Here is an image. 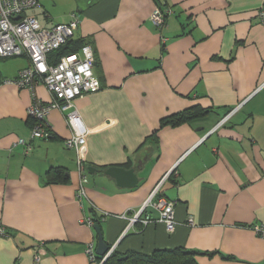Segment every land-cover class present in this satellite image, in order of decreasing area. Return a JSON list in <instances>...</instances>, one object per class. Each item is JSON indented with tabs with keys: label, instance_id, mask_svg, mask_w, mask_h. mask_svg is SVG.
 Wrapping results in <instances>:
<instances>
[{
	"label": "crops",
	"instance_id": "crops-1",
	"mask_svg": "<svg viewBox=\"0 0 264 264\" xmlns=\"http://www.w3.org/2000/svg\"><path fill=\"white\" fill-rule=\"evenodd\" d=\"M37 3L26 16L41 29L77 14L75 51L91 46L100 89L67 111L50 110L48 135L34 139L32 94L41 104L50 94L41 81L32 93L3 84L29 60L0 59V264H95L87 250L96 254V224L121 255L182 248L198 253L197 264H264V239L252 230L264 225V28L257 17L264 0ZM157 7L171 10L162 28L151 22ZM195 107L208 113L160 126ZM73 112L86 132L78 152L64 147ZM79 166L87 181L81 203ZM111 167L133 169L136 185H119L105 174ZM172 169L158 195L174 203V231L148 208L141 218L153 222L122 235V216L137 212Z\"/></svg>",
	"mask_w": 264,
	"mask_h": 264
},
{
	"label": "built area",
	"instance_id": "built-area-1",
	"mask_svg": "<svg viewBox=\"0 0 264 264\" xmlns=\"http://www.w3.org/2000/svg\"><path fill=\"white\" fill-rule=\"evenodd\" d=\"M38 6L37 0H0V59L25 56L29 60L27 68L20 71L16 78L3 80L6 85H15L20 89H27L32 93L37 82L41 81L50 94V102L41 104L34 99L28 110L29 116L35 119L36 127L32 131V138L41 139L48 135L45 129L44 118L52 109L67 111L72 107V102L84 93H95L99 90L97 79L93 74L94 57L90 46H83L79 51L63 56L54 64L49 62V55L61 46L70 42L79 24L77 14L72 13L70 20L65 25H56L51 29H41L38 21L26 13ZM169 8H155L151 15V22L157 28L164 26L165 16L169 15ZM259 24L264 28V3L258 12ZM236 111H230L218 124L226 123ZM67 124L73 131L72 136L64 142V147L78 152L79 147L85 143V130L82 128L78 117L68 113ZM217 126V127H218ZM20 143H23L22 141ZM80 165V162H79ZM79 172V186L76 197L81 203L86 200V177ZM173 169L163 176L158 184L149 193L141 208L132 215L122 216L127 225L122 235H125L136 224L147 225L153 220L146 214V209L152 208L158 212L157 222L164 224L168 233L174 231V203L158 195L159 189ZM88 226L94 225V220H85ZM189 224H192L189 220ZM253 232L264 239V225H254ZM0 233L4 231L0 229ZM113 248L100 259L96 256L92 246L87 250L88 258L95 264H103L110 256ZM38 260V257H36Z\"/></svg>",
	"mask_w": 264,
	"mask_h": 264
},
{
	"label": "trees",
	"instance_id": "trees-1",
	"mask_svg": "<svg viewBox=\"0 0 264 264\" xmlns=\"http://www.w3.org/2000/svg\"><path fill=\"white\" fill-rule=\"evenodd\" d=\"M71 41L67 45L60 47L58 50L49 55V62L51 64L56 63L63 56L76 52L75 50H77L78 46L74 44L73 41L72 46ZM207 113V111L201 110L197 107L190 108L162 119L160 126L175 127L183 123H187L193 119L195 120L197 118H201ZM197 256L198 253L186 251L182 248L156 250L150 255L135 252H128L121 255L112 252L110 256L103 262V264H197ZM98 259H100V257Z\"/></svg>",
	"mask_w": 264,
	"mask_h": 264
},
{
	"label": "water",
	"instance_id": "water-1",
	"mask_svg": "<svg viewBox=\"0 0 264 264\" xmlns=\"http://www.w3.org/2000/svg\"><path fill=\"white\" fill-rule=\"evenodd\" d=\"M105 174L115 178L119 185L128 188L134 187L137 183L133 169L125 170L123 168L111 167L105 171ZM93 230L97 236L96 254L101 258L109 251V249L103 242L100 226L97 224L94 225Z\"/></svg>",
	"mask_w": 264,
	"mask_h": 264
},
{
	"label": "rangeland",
	"instance_id": "rangeland-1",
	"mask_svg": "<svg viewBox=\"0 0 264 264\" xmlns=\"http://www.w3.org/2000/svg\"><path fill=\"white\" fill-rule=\"evenodd\" d=\"M160 8V7H159ZM79 25V24H78ZM78 25H77V27H78ZM77 29V28H76ZM69 42H67L65 45H67ZM64 46V45H63ZM83 46H90L89 44H84V45H82L81 47H80V49L83 47ZM62 47V46H61ZM91 47V46H90ZM79 49V50H80ZM92 49V48H91ZM93 51V50H92ZM94 57V56H93ZM6 59H9V58H6ZM98 85H99V89H100V84H99V82H98ZM99 91V90H98ZM174 168V167H173ZM172 233V232H171Z\"/></svg>",
	"mask_w": 264,
	"mask_h": 264
}]
</instances>
